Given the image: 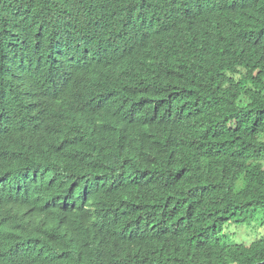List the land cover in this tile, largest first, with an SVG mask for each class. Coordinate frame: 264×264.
I'll use <instances>...</instances> for the list:
<instances>
[{
	"label": "trees",
	"instance_id": "trees-1",
	"mask_svg": "<svg viewBox=\"0 0 264 264\" xmlns=\"http://www.w3.org/2000/svg\"><path fill=\"white\" fill-rule=\"evenodd\" d=\"M2 116L0 177L31 187L3 192L0 225L48 208L51 169L101 182L48 264H264V0H0ZM65 120L76 148L41 129Z\"/></svg>",
	"mask_w": 264,
	"mask_h": 264
},
{
	"label": "clouds",
	"instance_id": "clouds-1",
	"mask_svg": "<svg viewBox=\"0 0 264 264\" xmlns=\"http://www.w3.org/2000/svg\"><path fill=\"white\" fill-rule=\"evenodd\" d=\"M101 56L108 57L111 61L117 62L119 66H123L116 60L120 56L118 46L101 51ZM104 91L105 89L97 88L91 90L92 94H102ZM31 98L32 103H36V97ZM103 107L106 109L107 115H110L111 112L104 103ZM2 119L7 123L0 129V133L6 127H9L8 119L4 116H2ZM38 121L36 118L31 120L29 117L22 122L25 128L24 138H27V136L33 137V127ZM109 123L119 129L117 123L120 122L117 119L109 120ZM41 129L54 132L56 134L57 144L62 148L67 146L75 147L78 141L75 137L76 129L73 120L61 121L54 125L43 123ZM50 171L56 177L57 174L60 175L61 178L57 177L58 188L47 187L51 194V201L48 208L44 209V206L39 200H30L17 212L1 221L0 264H36L39 261L45 260L48 255L54 253L44 252V249H52L48 245L56 247L55 252L57 253L53 257L57 259L59 258V249H65L73 243L74 237L80 228L78 204L94 192L101 182L95 175L85 174L84 167L69 172L66 176L61 175L63 173L62 169H51ZM10 172L14 173V175L0 177V197L6 189L13 186L22 194L31 187V184L26 182L25 174L14 171ZM23 186L25 187L24 190H22ZM36 208L40 209L41 212L50 210V213L37 214ZM42 223L47 224V228L43 233L46 238L43 237V241L40 242V235H37L34 231ZM46 239L51 240V242L45 243Z\"/></svg>",
	"mask_w": 264,
	"mask_h": 264
},
{
	"label": "rangeland",
	"instance_id": "rangeland-1",
	"mask_svg": "<svg viewBox=\"0 0 264 264\" xmlns=\"http://www.w3.org/2000/svg\"><path fill=\"white\" fill-rule=\"evenodd\" d=\"M245 224H246V223H245ZM244 226H250V221L248 222L247 225H244ZM228 228H229V227H228ZM234 231H235L234 227L231 226V227L229 228V232L232 234ZM247 231H249V229L246 230L245 228H242V227H241V228L239 229L238 233L234 236V237H236L237 239H241V240H237L236 242H239V241L244 240V241H242V242H244V243H248L249 240L252 239L253 236H249V235L247 234ZM249 233H250V232H249ZM253 233H254V237H256V236H258V235L264 233V227H261L260 229H254V230H253ZM228 237H229V236H228ZM254 237H253V238H254ZM231 239H232V238H231Z\"/></svg>",
	"mask_w": 264,
	"mask_h": 264
},
{
	"label": "bare ground",
	"instance_id": "bare-ground-1",
	"mask_svg": "<svg viewBox=\"0 0 264 264\" xmlns=\"http://www.w3.org/2000/svg\"><path fill=\"white\" fill-rule=\"evenodd\" d=\"M23 188H24V186L22 187V189ZM36 212H37V214H49L50 213V211L49 212H47V211H45V212L44 211H42V212L41 211L40 212L36 211ZM50 242H51V240L46 239V242L45 243H50ZM48 246L52 247V249H44V252H54V253L52 255H48L45 260L39 261L36 264H48L49 262L53 261L56 258V257H53V255L55 253H57V252H55L56 247L53 246V245H48Z\"/></svg>",
	"mask_w": 264,
	"mask_h": 264
},
{
	"label": "water",
	"instance_id": "water-1",
	"mask_svg": "<svg viewBox=\"0 0 264 264\" xmlns=\"http://www.w3.org/2000/svg\"><path fill=\"white\" fill-rule=\"evenodd\" d=\"M27 138H31V136H27Z\"/></svg>",
	"mask_w": 264,
	"mask_h": 264
}]
</instances>
